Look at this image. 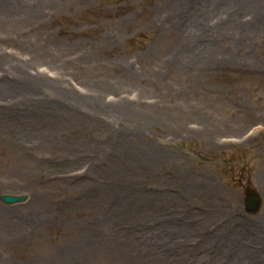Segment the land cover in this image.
<instances>
[{
	"label": "rangeland",
	"instance_id": "rangeland-1",
	"mask_svg": "<svg viewBox=\"0 0 264 264\" xmlns=\"http://www.w3.org/2000/svg\"><path fill=\"white\" fill-rule=\"evenodd\" d=\"M3 193L0 264H264V0H0Z\"/></svg>",
	"mask_w": 264,
	"mask_h": 264
},
{
	"label": "water",
	"instance_id": "water-1",
	"mask_svg": "<svg viewBox=\"0 0 264 264\" xmlns=\"http://www.w3.org/2000/svg\"><path fill=\"white\" fill-rule=\"evenodd\" d=\"M26 194H11V193H3L0 194V200L5 204H12L16 202H21L26 199ZM261 205V198L258 192L255 190L250 183H248L244 188V200L243 207L244 210L249 213L256 212Z\"/></svg>",
	"mask_w": 264,
	"mask_h": 264
}]
</instances>
